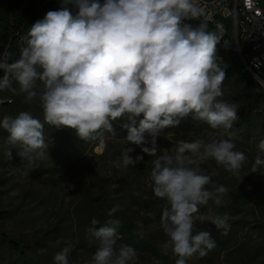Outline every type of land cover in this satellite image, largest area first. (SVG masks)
Masks as SVG:
<instances>
[{
  "label": "clouds",
  "instance_id": "1",
  "mask_svg": "<svg viewBox=\"0 0 264 264\" xmlns=\"http://www.w3.org/2000/svg\"><path fill=\"white\" fill-rule=\"evenodd\" d=\"M62 3L60 10L49 11L32 25L19 58L9 62L11 53L0 52V90L12 88L15 81L26 103L38 97L44 114L43 122L26 111L0 120L7 142L12 148L18 145L27 162L47 154L45 125L74 129L88 141L102 135L101 130L114 133L113 122L126 117L121 125L127 129L126 141L151 144L142 147L148 155H156V138L163 129L178 126L190 114L212 129H232L239 118L237 106L218 99L226 77L217 51L224 28L217 24L209 30L206 19L196 26L183 24L204 15L194 0ZM68 5L77 9L75 14ZM257 148L251 172L264 169V140ZM234 149L232 139L181 141L174 155L164 152L152 161L149 180L155 197L165 201L161 226L177 257L175 264H186L196 254L203 257L216 247L211 232L196 231L195 225L205 220L200 206L210 200L220 205L227 194L223 185L206 187L211 178L190 166L195 163L191 156L200 154L201 160L212 158L227 171H239L248 158ZM133 151L126 148L115 167L142 161L143 156L133 158ZM119 210L116 204L109 216ZM206 220L224 235L230 230L226 213L209 212ZM119 226V219L110 218L86 230L87 243L96 247L90 264H134L136 250L127 244L117 247ZM71 250L66 246L56 253L54 264H69Z\"/></svg>",
  "mask_w": 264,
  "mask_h": 264
},
{
  "label": "rangeland",
  "instance_id": "2",
  "mask_svg": "<svg viewBox=\"0 0 264 264\" xmlns=\"http://www.w3.org/2000/svg\"><path fill=\"white\" fill-rule=\"evenodd\" d=\"M259 5L264 8V0H259ZM221 87L223 96L218 99L236 105L238 110L243 101L236 98L242 93H264V87L253 79L249 83ZM0 99L10 101L0 106V120L6 115L15 117L26 111L43 122L38 97L26 103L15 81L12 88L0 90ZM124 122L126 117L114 121V133L101 130L102 135L88 142L79 138L74 129L61 127L58 131L54 126L45 125L47 154L33 163L18 154V145L12 148L7 142L8 133L0 128V212L11 213L0 221V229L14 240L39 241L26 249L25 262L19 254L7 253L0 243V264H54L55 254L66 246L72 249L69 264H90L96 247L87 243L86 230L103 225L110 218L128 224L137 238L171 256L173 252L167 244L168 237L161 221L154 220L144 205L153 198L148 181L152 161L164 152L174 155L181 141L198 139L206 143L232 139L234 150L244 153L248 159L239 171H227L212 158L201 160L200 154L191 156L195 163L190 166L210 176L211 184L206 186L209 190H213V184L227 189L220 205L210 200L207 205L200 206L199 214L205 220H198L196 224L205 223L209 212L216 213L231 199L228 223L238 224L231 225L227 235L210 226L209 231L216 232V247L203 257L194 255L186 264H264V169L251 172L258 153L257 145L264 140V135L258 130L233 132V127L228 131L212 129L203 121H197L191 128L179 124L163 129L156 138V155H148L142 147H151V144H128L127 129L121 126ZM138 123L139 120L137 126ZM146 138L151 139L147 134ZM128 147L134 149L133 158L139 155L143 160L127 168L115 167L114 162ZM116 204L120 205V210L110 217L109 211ZM93 221L97 223L93 225ZM229 235L237 236L239 248L221 251L220 242ZM120 245L123 244L117 247ZM134 264H168V261L160 253L136 251Z\"/></svg>",
  "mask_w": 264,
  "mask_h": 264
},
{
  "label": "trees",
  "instance_id": "3",
  "mask_svg": "<svg viewBox=\"0 0 264 264\" xmlns=\"http://www.w3.org/2000/svg\"><path fill=\"white\" fill-rule=\"evenodd\" d=\"M100 2L103 3V1ZM62 7H64L62 0H51L48 2H44L43 0H0V52L6 50L11 53L9 62H13L15 59L19 58L20 48L24 45V38L27 36V33L32 25L37 21L43 20L49 11H58ZM67 7H69L73 14L76 13L77 9L74 6L68 5ZM201 20V18L198 20L184 19L182 23L196 26L201 22ZM217 24L223 25L224 28L223 39L217 45L218 55L222 58L221 67H226V77L222 85L227 86L231 84H245L247 82H251L252 77L242 65L235 49L233 36L231 35L232 24L227 21L219 20L214 23H208L209 30H215ZM224 40L228 42V45L225 47L223 46ZM3 74V71L0 70V77H2ZM258 75L264 78V73H258ZM237 99L243 101V104L241 106V110H238L239 118L233 124V132L239 133L241 130H258L259 134L264 135V93H256L253 91L249 93H242L239 98H236V100ZM142 118L143 114H141L137 120ZM196 122L197 121L190 114L188 117L183 118L180 124L191 128L196 126ZM56 129L58 131L61 130V128ZM56 134L58 135V133ZM67 139L65 140L66 142ZM71 140L74 141V138H70V141ZM148 181L152 190V182L149 179ZM152 197L153 198H149L144 202L145 208L150 210L154 220L161 221L165 202L163 199L155 197L153 190ZM232 204L233 199L227 202L226 206L223 204L216 213H226L229 215V210L231 209ZM10 215V212H0V221L8 218ZM237 224L238 223L231 222L232 226H236ZM100 226L102 225H97L95 227L98 228ZM210 226L213 225L206 221L202 225L196 224L195 230L209 231ZM215 233L216 232H214V234L211 233L214 240H216ZM118 235L120 239L117 240V244L130 245L136 251L160 253L165 259H167L168 264H175L177 257L174 254L169 256L168 254L153 247L149 242H146L141 238H137L128 224L120 221ZM38 242V239H33L27 243L22 240H14L4 234L0 229V243L3 244L7 253L13 252L15 254H19L22 262L27 260L26 249H31L33 246H36ZM220 247L221 251H229L239 248L237 236L229 235L228 238L220 242Z\"/></svg>",
  "mask_w": 264,
  "mask_h": 264
},
{
  "label": "built area",
  "instance_id": "4",
  "mask_svg": "<svg viewBox=\"0 0 264 264\" xmlns=\"http://www.w3.org/2000/svg\"><path fill=\"white\" fill-rule=\"evenodd\" d=\"M31 1V0H24ZM48 2L51 0H43ZM203 10L202 20L214 23L219 20L232 24L233 40L242 65L257 85L264 87V8L259 0H194ZM10 103L1 100L0 106Z\"/></svg>",
  "mask_w": 264,
  "mask_h": 264
},
{
  "label": "water",
  "instance_id": "5",
  "mask_svg": "<svg viewBox=\"0 0 264 264\" xmlns=\"http://www.w3.org/2000/svg\"><path fill=\"white\" fill-rule=\"evenodd\" d=\"M236 50L238 51V46H236Z\"/></svg>",
  "mask_w": 264,
  "mask_h": 264
}]
</instances>
